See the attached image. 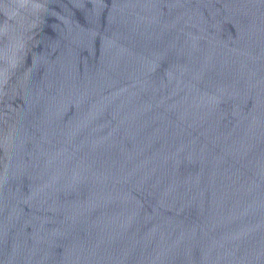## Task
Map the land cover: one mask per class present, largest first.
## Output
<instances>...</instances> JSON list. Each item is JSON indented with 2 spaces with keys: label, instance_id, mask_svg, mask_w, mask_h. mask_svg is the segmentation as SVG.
Returning a JSON list of instances; mask_svg holds the SVG:
<instances>
[{
  "label": "water",
  "instance_id": "95a60500",
  "mask_svg": "<svg viewBox=\"0 0 264 264\" xmlns=\"http://www.w3.org/2000/svg\"><path fill=\"white\" fill-rule=\"evenodd\" d=\"M0 264H264V0H0Z\"/></svg>",
  "mask_w": 264,
  "mask_h": 264
}]
</instances>
